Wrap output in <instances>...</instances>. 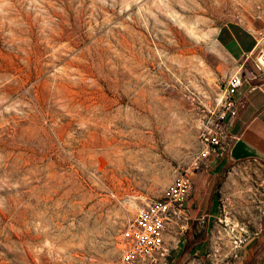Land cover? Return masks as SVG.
Instances as JSON below:
<instances>
[{
	"label": "rangeland",
	"instance_id": "374dc122",
	"mask_svg": "<svg viewBox=\"0 0 264 264\" xmlns=\"http://www.w3.org/2000/svg\"><path fill=\"white\" fill-rule=\"evenodd\" d=\"M260 1L0 0V264H122L220 109L217 31Z\"/></svg>",
	"mask_w": 264,
	"mask_h": 264
},
{
	"label": "crops",
	"instance_id": "0c3cea01",
	"mask_svg": "<svg viewBox=\"0 0 264 264\" xmlns=\"http://www.w3.org/2000/svg\"><path fill=\"white\" fill-rule=\"evenodd\" d=\"M252 27L261 24L234 21L217 31L216 41L229 62L224 78L255 53ZM238 99L239 114L228 123L229 133L238 138L231 157L189 174L191 222L170 264H215L212 249H233L232 226L247 237L236 264H264V74L252 62L246 64Z\"/></svg>",
	"mask_w": 264,
	"mask_h": 264
},
{
	"label": "built area",
	"instance_id": "2783aa9c",
	"mask_svg": "<svg viewBox=\"0 0 264 264\" xmlns=\"http://www.w3.org/2000/svg\"><path fill=\"white\" fill-rule=\"evenodd\" d=\"M240 22L261 24L252 27L257 38V48L253 56L239 63L237 71L219 82L221 93L220 109L211 112L200 132L201 149L193 163L194 172H205L214 160L231 157L237 137L228 131L229 120L239 114V95L244 86V70L248 62L264 74V0L254 4L250 20ZM193 182L188 172L176 177L163 198L151 200L142 206L121 235L122 264H170L173 254L189 230L191 216L189 200ZM233 249L247 242L246 233L239 227L229 228ZM217 252L219 249H215ZM224 258L222 264H236ZM217 264V263H216Z\"/></svg>",
	"mask_w": 264,
	"mask_h": 264
},
{
	"label": "trees",
	"instance_id": "16d2710c",
	"mask_svg": "<svg viewBox=\"0 0 264 264\" xmlns=\"http://www.w3.org/2000/svg\"><path fill=\"white\" fill-rule=\"evenodd\" d=\"M219 187H220V184L218 183V184H217V188H216V189H217V190H219Z\"/></svg>",
	"mask_w": 264,
	"mask_h": 264
}]
</instances>
